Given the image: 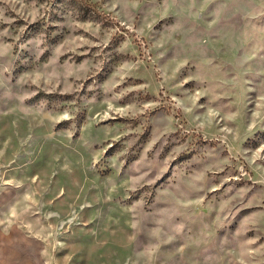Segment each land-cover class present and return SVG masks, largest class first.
<instances>
[{
	"label": "rangeland",
	"instance_id": "374dc122",
	"mask_svg": "<svg viewBox=\"0 0 264 264\" xmlns=\"http://www.w3.org/2000/svg\"><path fill=\"white\" fill-rule=\"evenodd\" d=\"M0 264H264V0H0Z\"/></svg>",
	"mask_w": 264,
	"mask_h": 264
}]
</instances>
